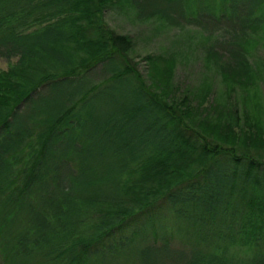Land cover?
<instances>
[{
    "label": "trees",
    "instance_id": "1",
    "mask_svg": "<svg viewBox=\"0 0 264 264\" xmlns=\"http://www.w3.org/2000/svg\"><path fill=\"white\" fill-rule=\"evenodd\" d=\"M111 1L0 0V51L10 55L20 48L22 53L16 71L12 67L0 72V132L8 130V121L19 105L30 101L32 93L49 82L74 75L78 68L87 73L100 63H111L116 69L109 79L88 89L59 116L43 115L34 124L29 123V134L21 140L22 144L10 150L19 154L15 160L18 166L11 174L15 178L9 176V166L6 180L0 184V252L6 264H109L104 258L107 253L116 257L125 249L122 246L116 251V247H110L114 239L128 245L133 240L120 236L129 227L138 223L150 226L166 217L187 229L188 235L192 233L189 226L200 221L202 225L208 219L203 224L211 228L219 216L230 218L232 231L236 217L248 219L239 227L245 240L254 242L257 235L263 234L264 159H253L247 153L249 148H264L260 115L246 116L247 129L238 128L239 134L234 131V116L226 121L217 115L208 116L193 125L189 123L194 118L193 111L171 98L173 94L175 97L171 82L174 63L165 61V68L158 71L155 66L160 60L147 57L150 79L149 85L144 84L136 63L127 55L132 48L131 38L117 34L103 21V11ZM47 19H52V23L40 27ZM30 25L37 31L35 36L40 34L37 38L50 36L49 55L26 57L22 52L29 48L23 42L27 37L24 26ZM54 35H61L58 42L70 44L75 55L56 49L50 42ZM73 56L76 62L67 67ZM238 57V72L245 77L236 73L231 77L224 75L223 79L231 78L236 84L251 83L255 71L245 55ZM208 92L209 85L201 91L202 99ZM111 94L116 102L107 114H85L83 122L71 116L74 112L86 113L88 106L100 105L99 100ZM60 137H67L68 144L55 156L73 167L70 182L73 188L79 187L73 197L58 195L54 168L46 171L48 166L43 164V155L60 143ZM140 139L142 142L137 144ZM140 145H144L141 150ZM139 150L145 155L140 159L136 154ZM125 162L129 164L124 165ZM122 174L126 182L137 183L136 190L123 196L116 195L113 177ZM40 183L52 189L50 200L41 198ZM251 218L259 225L250 222ZM27 226V231L18 234ZM142 228L132 234L134 239ZM30 229L36 231L30 238L34 247L45 244L40 239L46 229L67 236L65 241H46V253L34 254L31 249L15 253L21 240L26 243Z\"/></svg>",
    "mask_w": 264,
    "mask_h": 264
},
{
    "label": "rangeland",
    "instance_id": "2",
    "mask_svg": "<svg viewBox=\"0 0 264 264\" xmlns=\"http://www.w3.org/2000/svg\"><path fill=\"white\" fill-rule=\"evenodd\" d=\"M102 18L109 29L131 38L132 48L127 55L136 63L138 74L144 84L149 85L150 79L148 78L149 64L145 60L147 57L160 60L155 66L158 71L165 68L166 64H163L165 61L174 63L171 82L175 97L173 94L171 98L175 103L181 101L185 104V108L193 111L194 118L188 119L189 123L193 125L192 122L203 120L208 116H210L208 118L219 116L224 121L234 116L237 123L234 125V131L239 134L238 128L247 129L244 123L246 116L255 118L260 115L261 124L264 126V0H112L104 9ZM47 20L39 26H49L53 21ZM24 32L27 37L23 44L29 45L27 50H22L26 57L28 54L31 57L49 55L52 48L48 44L50 36L37 38L40 34L35 36L37 31L33 25L24 26ZM61 37V35H54L50 42L61 53L64 51L71 56L74 54L72 46L59 43ZM47 47H49L48 50L45 49ZM21 54L20 48L10 55H7L5 50L0 51V72L9 71L12 67L17 68V64L21 61ZM241 54L246 56L251 68L255 71L254 81L247 84H236L231 78L225 81L224 75L231 77L232 74H240L236 62L239 61L238 56ZM76 60L73 56L67 67H72ZM81 70V68L75 69L74 75L66 78L61 76L32 93L31 100L19 105V108L14 111L13 118L8 121V130L1 129L0 184L6 180L5 171L9 166V176L15 178L11 174L18 166L15 160L19 152L10 153V150L17 144L21 145V140L29 134L26 126L28 128L43 115L59 116L72 107L76 100L83 97L88 89L109 79L116 72L115 66L111 63L96 64L89 72L86 71L87 73H82ZM240 75L245 77L244 74ZM208 85L209 92L204 100L200 93ZM115 102L116 98L111 94L99 100L100 105H105L103 109L92 102L93 104L87 107L86 113L74 112L75 115L71 116L83 122L85 114L93 113V116L107 114ZM73 121L76 122V120ZM106 128L108 125L105 126ZM30 136H28L29 139ZM60 138H62L60 143L56 147L52 146L51 150L43 155V164L48 166L46 171L54 168L53 177L56 180L54 188L58 195L73 197L78 187L73 188L70 182L73 167L69 162L66 165L59 156H55V153L66 148L65 145L68 144L67 137ZM140 142H142L141 139L137 144ZM140 146L141 150L144 145ZM74 147L77 145L74 144ZM140 152L136 153L139 159L145 156ZM247 153L253 159H264V148L258 150L249 148ZM127 164L129 163L125 162L124 165ZM113 177L116 180V195L123 196L126 195L125 193L129 194L132 190H136L137 183L135 184L132 180L126 182V176L123 174L113 175ZM122 184L125 185L122 186ZM39 188L41 198L50 200L52 189L44 183H40ZM144 202L145 199L142 203ZM52 210L51 208V217H53ZM229 219L227 216H219L215 223H211L214 225L211 228L210 225L207 228L203 224L208 219L203 220L202 225H200L201 221L194 223L192 227H188L192 231L190 235L187 234V229L184 230L182 225L175 223L172 217H166L164 221L150 226L138 223L129 227V231L120 236L131 238L133 242L124 246L123 240L114 239L116 241L110 247H116V251L121 250L122 246L125 249L119 256L114 257L115 254L110 256L107 253L104 258L109 260V264H264V231L262 236H256L254 242L245 240L243 231H240L239 227L243 222L247 223L248 219L236 217L233 231ZM250 222L256 226L259 225L253 218ZM215 227L217 230H214ZM29 228L30 226H27L24 230H19L18 234L22 235ZM140 228H142L140 236L134 239L132 234ZM144 228L146 232L143 231ZM35 232V229H30L26 234V243L21 240V244L16 245L14 252L23 254L24 249H31L30 251L34 254L46 253V241H65L67 236L46 229L40 239L45 244L34 247V240L32 243L30 238ZM252 239L254 240V236ZM108 242H105L108 245L106 247H109L110 242ZM24 258L27 260L28 257ZM0 264H6L2 251ZM18 264H21V261Z\"/></svg>",
    "mask_w": 264,
    "mask_h": 264
}]
</instances>
